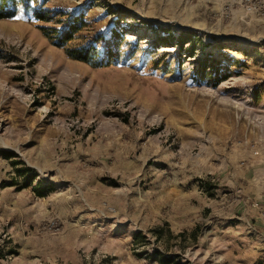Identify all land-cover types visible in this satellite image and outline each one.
Segmentation results:
<instances>
[{
  "label": "rangeland",
  "instance_id": "rangeland-1",
  "mask_svg": "<svg viewBox=\"0 0 264 264\" xmlns=\"http://www.w3.org/2000/svg\"><path fill=\"white\" fill-rule=\"evenodd\" d=\"M15 2L0 264H264V0ZM67 14L87 25L58 47ZM96 37L109 64L66 54Z\"/></svg>",
  "mask_w": 264,
  "mask_h": 264
},
{
  "label": "trees",
  "instance_id": "trees-1",
  "mask_svg": "<svg viewBox=\"0 0 264 264\" xmlns=\"http://www.w3.org/2000/svg\"><path fill=\"white\" fill-rule=\"evenodd\" d=\"M46 1L47 0H35L34 3H36L38 8L33 9L32 12L36 20L49 22L53 19L52 14L50 15L48 10H42L41 8ZM32 2L33 0H23V5L29 7L32 4ZM16 3L17 2H15V0H0V19L13 17L16 13V8H15ZM60 23H62V25L59 28H46L43 26L41 28L43 34L46 37L51 38L52 43L58 47H65L66 44L72 41L76 37V35H78V33L87 25V23L82 20L81 16L79 15L69 16L68 14L66 16V20ZM193 37L194 34L191 32L181 34L179 39L180 42L179 45L182 47L184 43L188 41L190 42L193 41L192 40ZM110 39H115V37H111ZM93 41H91L92 43L83 46L66 48V54L72 59L85 62L92 66L109 64L115 55L114 49L113 50L110 49L111 46L110 44H108V42H106L105 45L101 37L93 38ZM98 41H101V45H102L101 51H99L98 48L94 46L95 42L98 43ZM192 46L193 44L190 45V47ZM216 75L217 72L214 70L213 78H215ZM23 174H24V170H19V172L17 173L18 176ZM31 181H32L31 178L29 180L27 178L25 185L28 186L31 183ZM36 192L38 194L41 193L38 190H36ZM159 261L160 264H169L172 263L173 259H171L170 256L161 255Z\"/></svg>",
  "mask_w": 264,
  "mask_h": 264
}]
</instances>
